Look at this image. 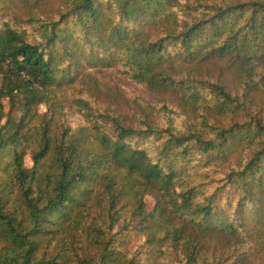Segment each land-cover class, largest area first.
Returning a JSON list of instances; mask_svg holds the SVG:
<instances>
[{
	"label": "trees",
	"instance_id": "16d2710c",
	"mask_svg": "<svg viewBox=\"0 0 264 264\" xmlns=\"http://www.w3.org/2000/svg\"><path fill=\"white\" fill-rule=\"evenodd\" d=\"M0 8L43 31L29 42L0 26V264H264V0ZM116 66L185 128L161 126L138 100L112 104L82 79L86 67ZM85 87L108 104L94 132L53 126L55 111L28 127L52 95L74 106ZM15 194L26 215L10 209ZM132 233L146 261V247L129 249Z\"/></svg>",
	"mask_w": 264,
	"mask_h": 264
},
{
	"label": "rangeland",
	"instance_id": "374dc122",
	"mask_svg": "<svg viewBox=\"0 0 264 264\" xmlns=\"http://www.w3.org/2000/svg\"><path fill=\"white\" fill-rule=\"evenodd\" d=\"M22 18H16L9 11H3L0 8V26L5 23H8L12 28L18 30L19 32L24 34V39L33 42L42 41V33L40 30L39 24L30 25L25 21L24 14L21 16ZM85 81H89L88 78L94 77L97 81L96 90L99 91L98 94H101L103 97H110L113 101L117 102L120 96L128 100H138L145 108H148L149 111L155 115L156 119L161 122V126L176 127L179 129L185 128V117L180 116L179 114L173 111V108H169V110L164 109V105L155 104L150 94L142 85L136 83L134 79H132L131 75L126 74V71L121 66L116 67H105V68H91L86 67L81 70ZM80 72V73H81ZM78 82H80L78 80ZM3 85V78L0 74V90ZM86 95L82 97V101L78 104L75 103L74 106H68L66 102L63 101L61 97H55L52 95L50 101H46L45 103L37 106L27 117V123L29 128L40 127L44 120L50 119L52 113L55 111V118L53 122V126H56V122L62 119L66 125L72 126L75 130L81 129H94L93 124L99 122L102 124V121L99 119V115L102 114L105 109L108 107V104L105 103V100L100 96L98 97V101L95 99H91L92 95L88 92L89 88L85 87ZM20 99L23 103V94H20ZM77 98L81 97L76 94ZM111 102V101H110ZM3 103H5L6 107H8V99H3ZM116 107V105H113ZM24 115V109L18 108L16 113V119L19 120ZM92 129V132L94 130ZM109 131V130H108ZM110 132V131H109ZM37 146H33V149H37ZM32 151L28 158V166H32ZM193 164H196L194 162ZM219 178V176H218ZM4 180L2 174H0V183ZM213 191V189L209 190ZM12 200L11 208L15 206L18 208V212L23 216L27 214V210L25 205L21 202L19 198V194H15L10 197ZM154 207V200L152 198L148 199V208L152 210ZM21 218V217H20ZM127 243L129 249L133 254L139 252L141 248H144L143 237H139L134 233L131 234L127 238ZM0 242H4V236L0 233ZM143 257L146 259L149 257L147 254V247L144 249ZM171 264H184L179 262V259H175V256L172 257Z\"/></svg>",
	"mask_w": 264,
	"mask_h": 264
}]
</instances>
